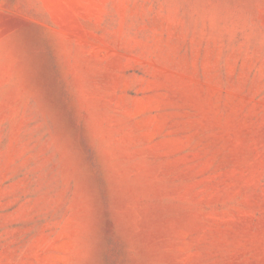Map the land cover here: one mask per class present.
Returning a JSON list of instances; mask_svg holds the SVG:
<instances>
[{"label": "rangeland", "instance_id": "obj_1", "mask_svg": "<svg viewBox=\"0 0 264 264\" xmlns=\"http://www.w3.org/2000/svg\"><path fill=\"white\" fill-rule=\"evenodd\" d=\"M0 264H264V0H0Z\"/></svg>", "mask_w": 264, "mask_h": 264}]
</instances>
